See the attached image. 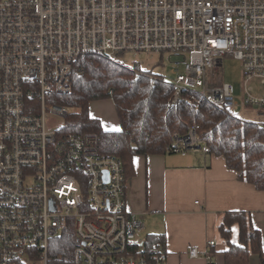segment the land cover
<instances>
[{"label": "built area", "instance_id": "1", "mask_svg": "<svg viewBox=\"0 0 264 264\" xmlns=\"http://www.w3.org/2000/svg\"><path fill=\"white\" fill-rule=\"evenodd\" d=\"M228 53L241 62L239 96L219 77ZM90 54L167 55L168 107L183 91L233 115L264 107V0H0V264H58L51 240L67 229L70 264H166L164 250L142 251L121 160L94 132L60 136L50 125L71 110L51 95L70 92L74 63ZM196 129L173 134L167 150L210 153Z\"/></svg>", "mask_w": 264, "mask_h": 264}, {"label": "trees", "instance_id": "2", "mask_svg": "<svg viewBox=\"0 0 264 264\" xmlns=\"http://www.w3.org/2000/svg\"><path fill=\"white\" fill-rule=\"evenodd\" d=\"M70 81V92L50 97L52 102L71 108L58 135L96 133L101 151L121 160L126 178L132 173L134 154L173 153L167 150L173 134L184 135L197 125V137L210 153L222 156L241 181L264 191V127L257 123L214 107L190 91H183L177 103L168 107L173 87L165 79L136 64L128 66L97 54L81 56L73 65ZM103 99H111L115 105L118 130L103 129L101 121L90 115L89 104ZM218 232L225 245L224 264H249L254 254L264 264L261 233L248 212H224ZM164 242L161 233L147 234L142 251L163 250ZM74 243L72 229L51 240V254L58 264H70Z\"/></svg>", "mask_w": 264, "mask_h": 264}, {"label": "crops", "instance_id": "3", "mask_svg": "<svg viewBox=\"0 0 264 264\" xmlns=\"http://www.w3.org/2000/svg\"><path fill=\"white\" fill-rule=\"evenodd\" d=\"M109 100L118 124L112 130H118L119 118ZM90 115L101 121L103 129L110 119L105 114ZM132 168L125 181L127 210L141 216V238L164 235L166 264H205L204 251L212 253L214 264H224L225 245L218 224L230 210L250 214L253 226L261 233L264 252V191L241 181L222 156L201 151L185 155L137 153L132 157ZM209 240L214 245L209 246ZM192 247L199 251L196 257L188 254ZM249 264H260L256 254L250 256Z\"/></svg>", "mask_w": 264, "mask_h": 264}, {"label": "rangeland", "instance_id": "4", "mask_svg": "<svg viewBox=\"0 0 264 264\" xmlns=\"http://www.w3.org/2000/svg\"><path fill=\"white\" fill-rule=\"evenodd\" d=\"M119 60L128 66H133L136 64L139 69L146 68L151 70L154 74L165 79V81L170 82L172 78L171 74V64L167 59V55H164L163 59L160 58L158 54H153L152 57H148L146 54H138L133 56L131 54L120 55ZM219 77L224 82H230L234 85L237 95L241 94L243 86V76L241 71V62L238 59H235L232 53L225 55L222 63V67L219 72ZM254 89V94L259 96L263 91L262 85L259 83V80L253 79L250 82ZM89 111L91 114H105V117H108V122L104 124V129L112 130L114 124H117V118L115 110L112 106V102L107 100H97L89 104ZM235 114L238 118L253 122V123H264V107H245L240 106ZM50 125L60 127L63 124V118L57 116L50 117ZM112 126V127H111ZM111 128V129H109ZM142 236V234H140ZM237 232L236 229L232 235L233 240H236Z\"/></svg>", "mask_w": 264, "mask_h": 264}]
</instances>
